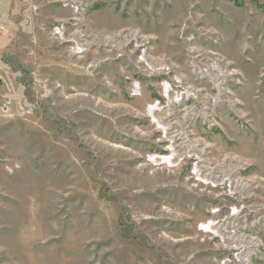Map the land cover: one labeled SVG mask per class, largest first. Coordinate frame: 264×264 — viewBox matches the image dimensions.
Here are the masks:
<instances>
[{
	"label": "rangeland",
	"instance_id": "1",
	"mask_svg": "<svg viewBox=\"0 0 264 264\" xmlns=\"http://www.w3.org/2000/svg\"><path fill=\"white\" fill-rule=\"evenodd\" d=\"M19 2L0 264H264V0Z\"/></svg>",
	"mask_w": 264,
	"mask_h": 264
},
{
	"label": "built area",
	"instance_id": "2",
	"mask_svg": "<svg viewBox=\"0 0 264 264\" xmlns=\"http://www.w3.org/2000/svg\"><path fill=\"white\" fill-rule=\"evenodd\" d=\"M0 32L1 33H6L7 32L6 27L0 25ZM53 33L57 37H63V35H64V33L62 32V28L61 27L55 28ZM73 53L75 55H80L83 52H82V50H81V48L79 46L75 45V47L73 48Z\"/></svg>",
	"mask_w": 264,
	"mask_h": 264
},
{
	"label": "crops",
	"instance_id": "3",
	"mask_svg": "<svg viewBox=\"0 0 264 264\" xmlns=\"http://www.w3.org/2000/svg\"><path fill=\"white\" fill-rule=\"evenodd\" d=\"M2 4H21L19 0H0V9L1 11L4 10L5 5L2 7ZM4 14V13H3Z\"/></svg>",
	"mask_w": 264,
	"mask_h": 264
},
{
	"label": "bare ground",
	"instance_id": "4",
	"mask_svg": "<svg viewBox=\"0 0 264 264\" xmlns=\"http://www.w3.org/2000/svg\"><path fill=\"white\" fill-rule=\"evenodd\" d=\"M212 228V227H211ZM238 250H240V249H238ZM238 255V254H237Z\"/></svg>",
	"mask_w": 264,
	"mask_h": 264
}]
</instances>
